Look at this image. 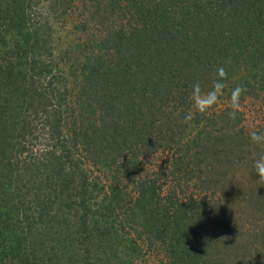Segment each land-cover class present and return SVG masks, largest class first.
<instances>
[{"label":"trees","instance_id":"16d2710c","mask_svg":"<svg viewBox=\"0 0 264 264\" xmlns=\"http://www.w3.org/2000/svg\"><path fill=\"white\" fill-rule=\"evenodd\" d=\"M255 103L264 0H0V264H264Z\"/></svg>","mask_w":264,"mask_h":264},{"label":"clouds","instance_id":"9594fccd","mask_svg":"<svg viewBox=\"0 0 264 264\" xmlns=\"http://www.w3.org/2000/svg\"><path fill=\"white\" fill-rule=\"evenodd\" d=\"M227 72L223 66L216 69L215 79L212 81L211 87L208 90H203L199 82L192 86L191 103L196 113L206 114L209 113L215 105L219 102L220 98L224 95L226 87ZM246 92V89L241 86H236L231 90L229 107L231 111L229 116L234 118L236 113L241 107V96ZM193 119V113L188 112L184 120L185 122ZM249 139L253 144L264 145V132H258L255 129L250 130ZM253 168L258 177V182L264 185V155H260L253 161Z\"/></svg>","mask_w":264,"mask_h":264},{"label":"rangeland","instance_id":"374dc122","mask_svg":"<svg viewBox=\"0 0 264 264\" xmlns=\"http://www.w3.org/2000/svg\"><path fill=\"white\" fill-rule=\"evenodd\" d=\"M264 117V109L260 107L258 103H255V105H247L244 109V120L246 124L251 127L255 128L258 125H261V127L264 125L262 124L259 119H262ZM243 121V123L245 124ZM257 128V127H256ZM148 264H156V261L151 257Z\"/></svg>","mask_w":264,"mask_h":264}]
</instances>
